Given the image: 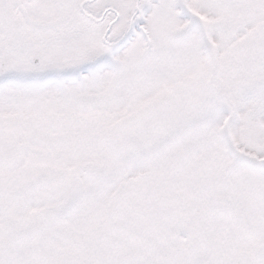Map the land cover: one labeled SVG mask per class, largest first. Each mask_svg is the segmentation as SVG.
I'll return each mask as SVG.
<instances>
[{
    "label": "snow or ice",
    "instance_id": "snow-or-ice-1",
    "mask_svg": "<svg viewBox=\"0 0 264 264\" xmlns=\"http://www.w3.org/2000/svg\"><path fill=\"white\" fill-rule=\"evenodd\" d=\"M0 264H264V0H0Z\"/></svg>",
    "mask_w": 264,
    "mask_h": 264
}]
</instances>
